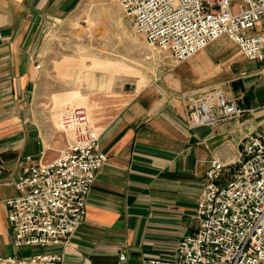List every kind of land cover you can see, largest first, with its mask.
<instances>
[{
	"label": "crops",
	"instance_id": "obj_1",
	"mask_svg": "<svg viewBox=\"0 0 264 264\" xmlns=\"http://www.w3.org/2000/svg\"><path fill=\"white\" fill-rule=\"evenodd\" d=\"M81 1L0 0V257L44 252L61 255L62 264H116L119 255L125 264L169 260L197 229L210 161L234 160L248 134L264 131L260 64L221 37L182 63H167L161 86L118 88L112 78L100 90L62 89L41 63L42 49L49 31ZM208 80L245 110L241 117L189 125L190 101L209 93ZM65 100L86 106L107 161L87 196L84 221L66 243L18 249L5 201L24 194L16 181L29 166L53 161L70 143L58 118L65 106L77 105L60 108Z\"/></svg>",
	"mask_w": 264,
	"mask_h": 264
},
{
	"label": "built area",
	"instance_id": "obj_2",
	"mask_svg": "<svg viewBox=\"0 0 264 264\" xmlns=\"http://www.w3.org/2000/svg\"><path fill=\"white\" fill-rule=\"evenodd\" d=\"M117 1L136 32L150 46L168 50L176 63L224 37L260 64L264 80V0ZM244 112L215 90L190 101L187 121L207 126ZM58 125L71 134L70 143L53 161L29 166L16 181L24 194L5 201L18 249L66 243L84 221L87 196L107 161L84 107H64ZM196 220V231L178 242L171 259L141 264H264V131L248 134L234 160L210 161ZM125 262L119 255L116 264ZM0 264H62V257L35 252L0 257Z\"/></svg>",
	"mask_w": 264,
	"mask_h": 264
},
{
	"label": "rangeland",
	"instance_id": "obj_3",
	"mask_svg": "<svg viewBox=\"0 0 264 264\" xmlns=\"http://www.w3.org/2000/svg\"><path fill=\"white\" fill-rule=\"evenodd\" d=\"M71 12L49 31L40 60L54 78L59 77L62 89L100 90L112 78L114 87L126 89L164 84L165 65L175 62L171 53L150 46L117 0H83ZM205 84L210 86L208 92L216 90L210 80ZM67 104L86 108L75 100L60 102V108Z\"/></svg>",
	"mask_w": 264,
	"mask_h": 264
}]
</instances>
